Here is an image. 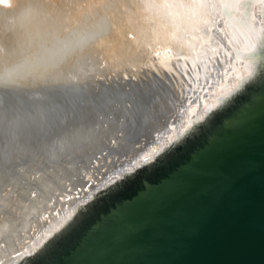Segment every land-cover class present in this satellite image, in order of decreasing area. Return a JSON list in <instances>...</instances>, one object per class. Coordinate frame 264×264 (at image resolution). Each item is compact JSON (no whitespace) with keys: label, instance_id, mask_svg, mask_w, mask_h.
Returning <instances> with one entry per match:
<instances>
[{"label":"bare ground","instance_id":"1","mask_svg":"<svg viewBox=\"0 0 264 264\" xmlns=\"http://www.w3.org/2000/svg\"><path fill=\"white\" fill-rule=\"evenodd\" d=\"M155 11V0H0V264L77 213L123 157L167 133L170 114L179 129L184 97L245 74L221 37L178 60L146 19ZM244 40L234 35L233 46L247 51Z\"/></svg>","mask_w":264,"mask_h":264},{"label":"water","instance_id":"2","mask_svg":"<svg viewBox=\"0 0 264 264\" xmlns=\"http://www.w3.org/2000/svg\"><path fill=\"white\" fill-rule=\"evenodd\" d=\"M253 85L238 119L192 138L196 125L184 147L78 207L84 242L70 238L50 264H264V70Z\"/></svg>","mask_w":264,"mask_h":264},{"label":"snow or ice","instance_id":"3","mask_svg":"<svg viewBox=\"0 0 264 264\" xmlns=\"http://www.w3.org/2000/svg\"><path fill=\"white\" fill-rule=\"evenodd\" d=\"M155 7L156 11L150 16L146 14V19L154 25L156 32L175 42L178 60H189L185 54L186 47L191 46V51L195 53L196 45L203 46L205 41L211 45L213 37H221L227 40L229 49L223 55H234L235 63L242 65L245 74L235 76V81L227 86L221 83L218 91L211 90L209 81L208 87L202 89L203 95L195 100L184 97L189 103L186 112H181L185 118L179 129L175 123H170L166 134L155 135L154 143L132 158L123 157V163L114 174L103 178L101 188L90 189L77 207L89 204L104 189L133 177L140 169L155 165L165 152L172 155L178 147H184L186 141L182 138L193 132L196 125L202 127L195 129L192 138L217 124L222 127L226 122L238 119L254 103L255 86H244L255 75L257 66H264V0H155ZM242 32L251 41L250 44L248 40L241 42L247 51L233 46V36ZM220 52L219 44L207 48L208 58H215ZM195 63L192 60L193 67ZM230 67L234 70V65ZM224 76L227 80L228 73L225 72ZM209 95L212 97L210 102L204 98ZM75 216V208L66 210L59 224L41 233L37 241L27 244L11 264H22L26 258H30V264H50L51 255L70 238L78 237L79 244L83 243L86 235L83 221L74 220Z\"/></svg>","mask_w":264,"mask_h":264}]
</instances>
